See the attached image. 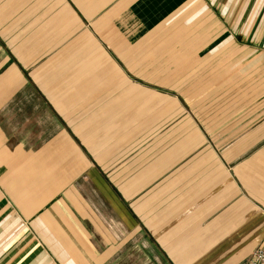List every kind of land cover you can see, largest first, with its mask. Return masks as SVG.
<instances>
[{
    "label": "crops",
    "instance_id": "0c3cea01",
    "mask_svg": "<svg viewBox=\"0 0 264 264\" xmlns=\"http://www.w3.org/2000/svg\"><path fill=\"white\" fill-rule=\"evenodd\" d=\"M193 1L0 0V264H241L262 242L264 75L196 57Z\"/></svg>",
    "mask_w": 264,
    "mask_h": 264
},
{
    "label": "rangeland",
    "instance_id": "374dc122",
    "mask_svg": "<svg viewBox=\"0 0 264 264\" xmlns=\"http://www.w3.org/2000/svg\"><path fill=\"white\" fill-rule=\"evenodd\" d=\"M192 4L189 14L190 17L196 16L192 19L194 23L191 22V25H196L198 28L195 35L197 44L207 45L204 49H197L196 57L198 59L211 57L219 64L225 65L212 67L213 74L237 72V76L244 74L249 79L246 73L254 72V68H257L260 74L264 75V0H196ZM224 67H227L228 71ZM251 82V79L246 80L245 90L253 91L255 86ZM263 82L264 79H261L259 85ZM220 87H222L221 84ZM261 188L264 199V186L262 185ZM258 217L260 221L255 229L260 228L262 234L264 233V213L261 212ZM261 243H258L256 248ZM204 260L205 258L201 262ZM247 261L246 258L241 264H247ZM124 262L126 264H163L161 259L156 260L150 257L147 261L139 255L125 258Z\"/></svg>",
    "mask_w": 264,
    "mask_h": 264
},
{
    "label": "built area",
    "instance_id": "2783aa9c",
    "mask_svg": "<svg viewBox=\"0 0 264 264\" xmlns=\"http://www.w3.org/2000/svg\"><path fill=\"white\" fill-rule=\"evenodd\" d=\"M247 264H264V238L262 243L251 253Z\"/></svg>",
    "mask_w": 264,
    "mask_h": 264
}]
</instances>
